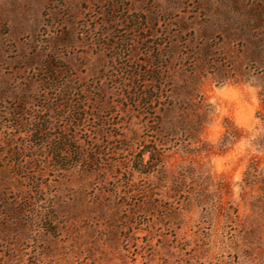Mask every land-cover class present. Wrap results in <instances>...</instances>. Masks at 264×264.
<instances>
[{"label": "rangeland", "instance_id": "1", "mask_svg": "<svg viewBox=\"0 0 264 264\" xmlns=\"http://www.w3.org/2000/svg\"><path fill=\"white\" fill-rule=\"evenodd\" d=\"M0 264H264V0H0Z\"/></svg>", "mask_w": 264, "mask_h": 264}]
</instances>
